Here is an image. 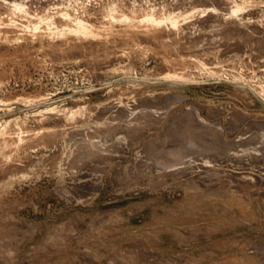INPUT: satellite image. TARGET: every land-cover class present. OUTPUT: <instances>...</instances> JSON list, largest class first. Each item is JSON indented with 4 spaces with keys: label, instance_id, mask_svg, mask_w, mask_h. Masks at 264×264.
<instances>
[{
    "label": "rangeland",
    "instance_id": "rangeland-1",
    "mask_svg": "<svg viewBox=\"0 0 264 264\" xmlns=\"http://www.w3.org/2000/svg\"><path fill=\"white\" fill-rule=\"evenodd\" d=\"M3 1L31 8L25 26L60 11L107 22L114 6L191 17L153 39L116 24L85 50L42 48L24 27L0 41V121L45 131L15 153L31 177H0V264H264V0ZM230 187L259 223L222 210Z\"/></svg>",
    "mask_w": 264,
    "mask_h": 264
},
{
    "label": "bare ground",
    "instance_id": "bare-ground-1",
    "mask_svg": "<svg viewBox=\"0 0 264 264\" xmlns=\"http://www.w3.org/2000/svg\"><path fill=\"white\" fill-rule=\"evenodd\" d=\"M1 2L6 4L5 7L8 6L6 8L7 11L5 13H9L11 16V18L9 16L10 19L9 18H7V19L4 18L5 20L0 19V41H3L2 42L3 45H6L11 41H19L22 38V36L18 35L19 33L17 32V30H19L21 27H24V28H27V30L32 33L31 36L33 35V37L37 36L40 38L39 44L42 48L47 46L48 48H54L55 50H59V51H64L67 49L85 50L87 48L97 46V44H99V43H102L105 41L108 42L109 38L111 36H113V34H114L113 32L116 31L115 33H117L119 31H121L120 28L122 29V27L124 25L126 26L125 31H127L128 33L131 32L132 35L133 34L134 35L142 34L144 36H148V37H151L153 39V38H156L158 30L162 29L164 26L171 27L172 29H177L178 27H180V24L183 21H187V19H189V17H191L187 13H184V14L183 13L182 14L181 13L180 14H172V13L164 14L165 12L164 13L162 12L163 14H161V16H158L156 14L157 12L156 13L150 12V13H147L144 15L141 14L142 16H129L130 14H127V15L126 14H120V10L118 9V7L114 6L107 12V13H109L108 14L109 19L107 22L102 21L100 23H98V22L96 23V22L92 21L90 19V16L87 15V13H89V11L88 12L84 11V13L86 15L84 14L83 16L82 15L75 16L76 14L73 15L70 12H61L60 11L58 13H61V14L58 16H45V14L40 16V14H39V15H36L37 17L35 18V16L33 17V14H32L33 19L32 20L29 19L30 21H28V23L26 22L27 25L25 26V24L23 25V23L22 24L18 23L16 21V17L18 15H21V16H24L26 18L27 17L30 18L29 16L32 13L30 11L31 8L29 9V7L24 2L9 3V2L3 1V0ZM245 10H244V6L241 4H238V2H237L234 4L233 7H231L228 14L230 15V17H237L240 14V12L242 13V11H245ZM33 13H35V12H33ZM185 14H187V15H185ZM116 24L119 27L121 24L123 25L120 28L119 27L117 28V29H119V31L114 29L117 27ZM140 28H143V29L140 30ZM21 29H23V28H21ZM119 34H120V32L116 35H119ZM121 34H123L122 31H121ZM124 35H127L126 32ZM34 39L35 38H33V41H34ZM57 42H61V44H58ZM95 42H97V43H95ZM116 42H117V40H116ZM54 49L52 52H54ZM98 49L99 48H97V50ZM31 50H33V49H31ZM47 50H49V49H47ZM59 51H57V52H59ZM30 52H32V51H30ZM38 52H40V51H38ZM0 57L4 58L6 56H5V54L4 55L0 54ZM172 59H174V58H172ZM167 61L170 63L169 60H167ZM176 62L175 63L172 62V63L175 65ZM180 64H181V66H185L184 63H183V65H182V63H180ZM168 65L169 64H167V66ZM170 65H171V63H170ZM177 66H179V64ZM172 68H174V67H172ZM171 71L172 70H170V72ZM173 71H174V69H173ZM186 76H187L186 74L174 72L171 74L169 73L166 78L169 81L180 82V83H189V81H190L188 79L189 77L187 76L188 77L187 78ZM260 89H261V87H260ZM258 90H259V88H258ZM259 92H260V90H259ZM261 93L264 95V89H261ZM38 98H37V100H35L32 103H34V104L38 103L39 104V103H43V101L47 100V99H45L46 97L45 98L38 97ZM28 100H29L28 101L29 103L28 102L27 103L30 104V102L32 100H30V99H28ZM26 101L24 100V102H26ZM1 110H3V109H1ZM83 110H84V107L76 109V110H72L71 112H69L67 119L68 120L77 119L78 117L83 115ZM60 111L61 110H58L57 106L56 107L53 106L52 108L48 109L49 114H57ZM22 117H24V116H22ZM25 121L16 120L15 127H12L14 124V123H12L13 122L12 119H11V121L5 122V123L0 121V177H2L3 179H7L10 183L15 182V181L20 180V179L24 180V179H28L29 177H31L30 176L31 174H27V173L24 174L20 178L16 177L17 175H19V173L21 171V169H20L21 165L18 164L19 162L17 163V160L15 159V153L16 152L18 153L19 150H21V148L23 146L30 144V142L33 139L32 138L33 136L35 138H37V137H39L45 133V131L35 132L33 130L26 128L25 126L27 124ZM58 164H59V162H58ZM59 166H60V164H59Z\"/></svg>",
    "mask_w": 264,
    "mask_h": 264
},
{
    "label": "crops",
    "instance_id": "crops-1",
    "mask_svg": "<svg viewBox=\"0 0 264 264\" xmlns=\"http://www.w3.org/2000/svg\"><path fill=\"white\" fill-rule=\"evenodd\" d=\"M226 187L227 186H225V188ZM224 190L226 192H228V194L230 196H231V193L234 192L235 193L234 196H235V198H236L237 201L234 202V204H232L231 207H228L225 202H222V203H224L222 205V207H221L222 210L229 209V210H231V211H233L235 213L236 212L239 213L240 215H242L243 218L249 219L251 221H254L255 220L256 223H259L258 222V220H259L258 219L259 218L258 214L259 213L257 211V205L255 204V202L250 197H246V196L237 194V192L234 190L233 187H230V189H228V190L227 189H224ZM239 203H240V205H242L244 207L243 209L246 208V210H248V212H241L242 210H241V206L239 205Z\"/></svg>",
    "mask_w": 264,
    "mask_h": 264
}]
</instances>
